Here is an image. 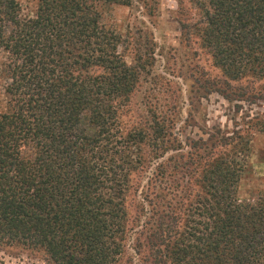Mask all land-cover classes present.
<instances>
[{
    "label": "trees",
    "instance_id": "obj_1",
    "mask_svg": "<svg viewBox=\"0 0 264 264\" xmlns=\"http://www.w3.org/2000/svg\"><path fill=\"white\" fill-rule=\"evenodd\" d=\"M37 1L23 15L0 0V244L42 248L55 264H134L133 235L136 264H264V194L241 195L243 136L182 140L177 103L149 94L146 114L120 121L151 71L141 54L123 58L102 8L132 0ZM195 3L225 75L201 68L197 91L243 97L235 82L248 78V98L263 95L264 0Z\"/></svg>",
    "mask_w": 264,
    "mask_h": 264
},
{
    "label": "rangeland",
    "instance_id": "obj_2",
    "mask_svg": "<svg viewBox=\"0 0 264 264\" xmlns=\"http://www.w3.org/2000/svg\"><path fill=\"white\" fill-rule=\"evenodd\" d=\"M19 2L22 14L25 15L36 10L38 1ZM195 2L132 0L131 4L103 6L104 23L123 35L119 45L123 58L133 63L141 54L144 57L142 61H148L146 70L151 71L150 74L143 71L144 78L150 81L138 87L134 97L120 111V121L128 128L130 121H137L140 115L146 114L143 100L149 94L155 105L157 99L165 108L177 103L179 115L176 117L175 130L179 133L181 129L184 130L181 133L182 140L186 139V135L207 138L209 133L218 131L220 134L243 136L248 141V148L242 152L245 166L241 195L243 198H255L264 194V131L257 123L260 121L264 124V98H261L264 93L261 96L251 94L248 98V78L235 82L242 84V93H245L243 97L228 98L222 92H212L204 97L201 91H197L198 85L201 86L197 81L201 68L209 73L211 79H222L225 75L216 66L210 51L203 46L202 15ZM6 57V52L0 48V110L6 108L5 87L8 80L2 69ZM261 85L258 82L255 87ZM131 213L134 215L135 209ZM132 242L133 235L127 241V253L134 256L136 264ZM0 264L55 263L42 248L4 243L0 244Z\"/></svg>",
    "mask_w": 264,
    "mask_h": 264
}]
</instances>
